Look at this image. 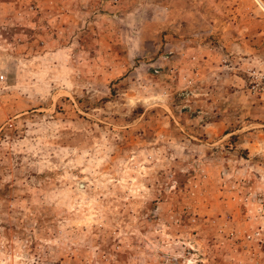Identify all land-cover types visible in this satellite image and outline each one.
Segmentation results:
<instances>
[{
    "label": "rangeland",
    "instance_id": "rangeland-1",
    "mask_svg": "<svg viewBox=\"0 0 264 264\" xmlns=\"http://www.w3.org/2000/svg\"><path fill=\"white\" fill-rule=\"evenodd\" d=\"M261 255L264 0H0V264Z\"/></svg>",
    "mask_w": 264,
    "mask_h": 264
},
{
    "label": "built area",
    "instance_id": "built-area-1",
    "mask_svg": "<svg viewBox=\"0 0 264 264\" xmlns=\"http://www.w3.org/2000/svg\"><path fill=\"white\" fill-rule=\"evenodd\" d=\"M262 257H260V258H262V259H264V255H261ZM262 259H257L255 262H254V264H264V260H262Z\"/></svg>",
    "mask_w": 264,
    "mask_h": 264
}]
</instances>
